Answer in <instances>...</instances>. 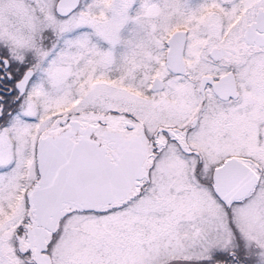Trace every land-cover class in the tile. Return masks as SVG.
<instances>
[{
	"label": "snow or ice",
	"instance_id": "obj_1",
	"mask_svg": "<svg viewBox=\"0 0 264 264\" xmlns=\"http://www.w3.org/2000/svg\"><path fill=\"white\" fill-rule=\"evenodd\" d=\"M0 264H264V0H0Z\"/></svg>",
	"mask_w": 264,
	"mask_h": 264
}]
</instances>
